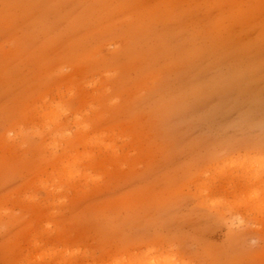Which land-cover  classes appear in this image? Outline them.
Segmentation results:
<instances>
[{
  "label": "rangeland",
  "instance_id": "rangeland-1",
  "mask_svg": "<svg viewBox=\"0 0 264 264\" xmlns=\"http://www.w3.org/2000/svg\"><path fill=\"white\" fill-rule=\"evenodd\" d=\"M0 264H264V0H0Z\"/></svg>",
  "mask_w": 264,
  "mask_h": 264
}]
</instances>
